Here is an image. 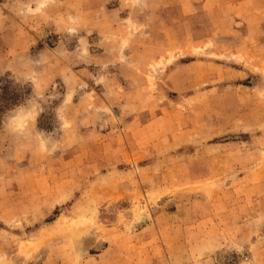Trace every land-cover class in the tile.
Returning a JSON list of instances; mask_svg holds the SVG:
<instances>
[{
    "label": "rangeland",
    "instance_id": "obj_1",
    "mask_svg": "<svg viewBox=\"0 0 264 264\" xmlns=\"http://www.w3.org/2000/svg\"><path fill=\"white\" fill-rule=\"evenodd\" d=\"M0 78V264H264V0H0Z\"/></svg>",
    "mask_w": 264,
    "mask_h": 264
},
{
    "label": "trees",
    "instance_id": "obj_2",
    "mask_svg": "<svg viewBox=\"0 0 264 264\" xmlns=\"http://www.w3.org/2000/svg\"><path fill=\"white\" fill-rule=\"evenodd\" d=\"M23 94L17 89H11L10 84L0 78V115L18 106L22 102Z\"/></svg>",
    "mask_w": 264,
    "mask_h": 264
},
{
    "label": "bare ground",
    "instance_id": "obj_3",
    "mask_svg": "<svg viewBox=\"0 0 264 264\" xmlns=\"http://www.w3.org/2000/svg\"><path fill=\"white\" fill-rule=\"evenodd\" d=\"M143 220V219H142Z\"/></svg>",
    "mask_w": 264,
    "mask_h": 264
}]
</instances>
